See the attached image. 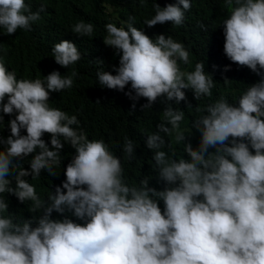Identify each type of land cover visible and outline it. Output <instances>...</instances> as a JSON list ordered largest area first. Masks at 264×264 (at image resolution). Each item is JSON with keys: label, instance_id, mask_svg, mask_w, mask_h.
Returning <instances> with one entry per match:
<instances>
[{"label": "clouds", "instance_id": "1", "mask_svg": "<svg viewBox=\"0 0 264 264\" xmlns=\"http://www.w3.org/2000/svg\"><path fill=\"white\" fill-rule=\"evenodd\" d=\"M197 1L153 3L145 20L138 8L101 7L103 46L115 59L93 55L99 88L90 121L80 115L74 71L38 65L34 79H21L25 49L3 45L0 264H264V0ZM44 10L0 0L5 42L17 29L37 30ZM71 32L91 36L93 25L80 21ZM51 57L68 68L84 53L60 40ZM103 103L131 113L154 176L127 182L121 161L136 158L129 137L120 156L88 138ZM154 115L164 122L148 126ZM169 135L187 159L174 158ZM66 146L74 151L64 180L42 199L33 182L42 170L58 175ZM6 194L36 214L18 218Z\"/></svg>", "mask_w": 264, "mask_h": 264}, {"label": "trees", "instance_id": "2", "mask_svg": "<svg viewBox=\"0 0 264 264\" xmlns=\"http://www.w3.org/2000/svg\"><path fill=\"white\" fill-rule=\"evenodd\" d=\"M129 6L124 7L121 0H25V3L30 6L32 11H36L41 4L45 10L40 13V18L37 30L32 34H28L23 30H18L9 37V42L6 43L2 34H0V51L3 45L18 47L25 49L27 55L26 66L24 72L20 73L21 79H34L37 74L36 67L42 66L43 70H57L61 75H75L73 79V93L78 97L80 103L81 117L90 121L92 114L93 97L98 94V84L96 81V73L94 68V56L104 54L108 59L114 60L115 56L109 51V48L103 46V35L100 25H105L109 20L105 17L101 7H120V8H138L139 12L135 11V16H145V19L151 18L154 9L153 3L163 7L167 4V0H128ZM222 0H198V8H220ZM78 7H86L79 10ZM92 7V8H88ZM143 20V21H144ZM80 21L90 22L93 25V33L91 36H77L71 32L72 26ZM96 25V26H95ZM60 40H68L73 42L80 53H84L82 63H74L63 68L56 64L51 57V48L53 44ZM190 43V40L187 39ZM94 55V56H93ZM184 70H187L184 68ZM159 99V98H158ZM207 100V99H206ZM207 104L208 100H207ZM205 102H200V106L204 108L207 105ZM104 109L99 111V122L93 129L87 130L89 139H100L111 146V150L117 156L121 155L120 145L123 143V137L127 136L136 144V158L128 161L122 159V167L124 168V176L129 184H138L139 180L155 175L153 161L151 160V152L144 143L135 137L129 127L131 120L130 112H123L114 109H106L105 103L102 104ZM79 113V105L73 109ZM164 122L161 116H152L149 125H156ZM166 141H172V148L175 150L174 158L179 159L186 154H183V143L176 144L172 140V135L166 137ZM167 151V148L164 149ZM74 150L68 146L63 147L61 151L62 163L59 167L57 176H49L43 170L41 175L44 177L42 181H34L37 187L36 191L42 199H46L50 191L54 192L55 186L59 185L64 180L63 168L69 162L70 155ZM58 167L55 169L57 171ZM8 201V211L17 215L18 218L28 219L36 213L30 212V202L25 204L19 203L17 199L9 194H6ZM53 218H58V214L52 213Z\"/></svg>", "mask_w": 264, "mask_h": 264}]
</instances>
